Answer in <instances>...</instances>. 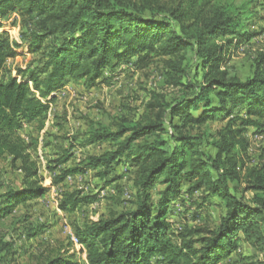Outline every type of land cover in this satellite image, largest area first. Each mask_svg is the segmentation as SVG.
<instances>
[{"label": "trees", "instance_id": "obj_1", "mask_svg": "<svg viewBox=\"0 0 264 264\" xmlns=\"http://www.w3.org/2000/svg\"><path fill=\"white\" fill-rule=\"evenodd\" d=\"M15 13L19 43L0 33V158H9L21 172V188L0 198V218L15 206H29L48 191L42 186L38 163L32 159L36 141L23 140V123L43 120L53 94L68 82L94 87L107 80L120 63L135 58L147 65L155 56L182 59L191 52L189 65L170 61L179 77L174 85L183 96L167 105H149L160 111L141 122H121L115 131L106 128L88 133L86 144L108 143L109 151L90 156L67 169L66 176L97 170L106 180L122 164L133 171V208L112 212L107 218L86 221L73 234L85 251L87 264H218L237 254L241 243L261 257L264 264V166L247 167L249 140L245 133L264 132V69L262 57L251 76L229 75L226 63L237 45L255 38L247 4L229 0H0V19ZM0 28H2L0 20ZM25 49L38 60L16 76L6 62ZM179 60V61H180ZM191 110L198 111L193 115ZM223 125L213 134L209 122ZM206 128L193 135V130ZM211 147V155L204 145ZM70 155L53 162L66 163ZM51 167V171L54 170ZM111 176L106 184L120 181ZM244 185L239 194L238 188ZM156 186L162 188L153 199ZM201 193L223 202L225 214L218 225L173 230L167 221L169 206L180 196ZM249 192L248 200L244 193ZM239 195V196H238ZM64 195L59 210L71 212L79 203ZM47 264H77L73 256L57 257Z\"/></svg>", "mask_w": 264, "mask_h": 264}, {"label": "rangeland", "instance_id": "obj_2", "mask_svg": "<svg viewBox=\"0 0 264 264\" xmlns=\"http://www.w3.org/2000/svg\"><path fill=\"white\" fill-rule=\"evenodd\" d=\"M170 2V0H166ZM235 5L247 4L250 11L247 29L255 33V38L236 46L229 60L220 64V69H227L229 75L241 79L251 76L253 67L262 57L261 69H264V0H229ZM18 20L15 13L6 14L1 20L0 33L6 32L11 41L19 43ZM182 59L155 56L144 66L135 65L134 59L120 63L114 72L105 71V82H97L94 87L82 83L68 82L53 96L55 100L49 105L48 113L39 129V122L23 123L20 137L28 142L36 141L37 147L32 151V159L38 163L42 186L48 191L42 198L29 201V206H15L12 211L0 218V264H47L57 257L73 256L77 264H87L83 247L74 245L70 235L75 228L86 221L107 218L110 213H120L133 208L135 190L133 187V171L122 164L114 168L113 175L123 178L112 184H106L111 176L102 180L97 170L87 169L84 174L69 175L51 186V181L59 177L63 171L71 169L87 157L99 156L112 149L108 143L86 144L88 133L92 130L106 128L115 131L121 122H141L153 118L160 110H152L149 105H167L178 101L183 96L181 88L174 85L179 77L168 68L170 61L189 65L191 52L181 54ZM37 54H30L25 49L17 50V56L6 62L5 78L16 76L18 69L37 61ZM180 60V61H179ZM190 78L195 68L190 63ZM193 115L199 112L191 110ZM223 123L209 122V131L213 134ZM206 128L193 130L197 135ZM248 128L245 133L249 140V148L245 164L247 167L264 166V132L254 133ZM204 150L211 155L215 151L204 145ZM70 159L54 167L55 161L64 155ZM51 167L54 170L51 171ZM21 172L12 167L9 158H0V197L10 191L21 188ZM244 185L238 188L239 194ZM156 186L152 196L161 189ZM186 187L181 188L180 196L169 206L167 221L173 230L184 228L214 229L225 214L223 202L216 197L203 198L200 192L192 196L185 195ZM64 195H74L79 203L71 212L59 210ZM248 200L251 193L243 194ZM239 196V195H238ZM1 201V198H0ZM237 254H232L218 264H261V257L241 243Z\"/></svg>", "mask_w": 264, "mask_h": 264}, {"label": "bare ground", "instance_id": "obj_3", "mask_svg": "<svg viewBox=\"0 0 264 264\" xmlns=\"http://www.w3.org/2000/svg\"><path fill=\"white\" fill-rule=\"evenodd\" d=\"M70 240L74 245L78 244L77 238L75 237V235H70Z\"/></svg>", "mask_w": 264, "mask_h": 264}]
</instances>
